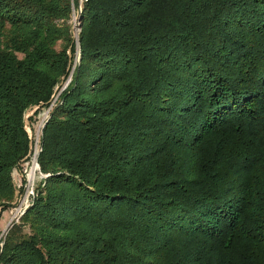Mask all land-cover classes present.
Returning a JSON list of instances; mask_svg holds the SVG:
<instances>
[{"label":"trees","instance_id":"1","mask_svg":"<svg viewBox=\"0 0 264 264\" xmlns=\"http://www.w3.org/2000/svg\"><path fill=\"white\" fill-rule=\"evenodd\" d=\"M72 9L0 0V264H264V0H88L73 72Z\"/></svg>","mask_w":264,"mask_h":264},{"label":"rangeland","instance_id":"2","mask_svg":"<svg viewBox=\"0 0 264 264\" xmlns=\"http://www.w3.org/2000/svg\"><path fill=\"white\" fill-rule=\"evenodd\" d=\"M87 1L88 0H73L72 16H71V20L69 23L72 25V28H73V38L75 41L76 53H75V62H74L72 71L76 68L77 63L80 60V39H79L80 33H81L80 14L82 13L84 4ZM70 79H71V76L69 77L67 81L66 80L64 81V84H62L63 89L67 87ZM35 112H32V110H30L26 114V116L28 117V120H26V127H27V130L32 140V144H31L32 148L29 154L30 158L33 154V151H35L37 145L41 147L40 139L42 136V130L49 116V110H46V109L42 110L41 113L37 117H34ZM29 160L27 159L26 163H24V165L21 166V169L15 170L13 173V177L15 179V184H16L14 186L15 192H16L15 202L13 203L11 208L5 212H3L2 208L0 209V213H1L0 230L2 232V235L0 237V251L3 246L2 241L4 240L7 232L11 229V227H13L14 224H17L20 222V219L25 214L26 210L29 208V207L25 208L26 204H24V206L21 205V203L25 201L24 199L26 197V194L29 196L28 199L30 200V202L32 201V194L29 191V187H32V186H30L28 181L26 182V179H25V175L27 174L26 171H29L31 167V163L29 164L27 163ZM42 179H43V175L40 173V168L38 167V170L36 171V176L33 175V180H36L33 186L34 191L36 188V184H38L40 180ZM4 231L5 233H3Z\"/></svg>","mask_w":264,"mask_h":264},{"label":"built area","instance_id":"3","mask_svg":"<svg viewBox=\"0 0 264 264\" xmlns=\"http://www.w3.org/2000/svg\"><path fill=\"white\" fill-rule=\"evenodd\" d=\"M37 147H36L35 151H33V154L31 156L30 160L27 162L28 164L31 163V167H30L29 171H26L27 174L25 175L26 182L28 181L29 185L32 186V187H29V191L32 194V198L34 196L33 186H34V184H35L37 179L32 181L31 178H30V174L33 171L34 176H36V171L38 170V167L40 168L39 163H38V155H39L40 147L38 145H37ZM28 198H29V196L26 194V197L24 199L25 201H23L21 203L22 206H24V204H26L25 208L29 207L30 203H31Z\"/></svg>","mask_w":264,"mask_h":264},{"label":"water","instance_id":"4","mask_svg":"<svg viewBox=\"0 0 264 264\" xmlns=\"http://www.w3.org/2000/svg\"><path fill=\"white\" fill-rule=\"evenodd\" d=\"M73 72V71H72ZM71 80V79H70ZM70 80H69V82H70ZM69 84V83H68ZM37 110V107H35V108H33L32 109V112H35ZM25 120H28V117L27 116H25ZM8 231V230H7ZM3 233H5V231L3 232Z\"/></svg>","mask_w":264,"mask_h":264},{"label":"bare ground","instance_id":"5","mask_svg":"<svg viewBox=\"0 0 264 264\" xmlns=\"http://www.w3.org/2000/svg\"><path fill=\"white\" fill-rule=\"evenodd\" d=\"M33 175H34V173H33V171L31 172V174H30V178L33 180Z\"/></svg>","mask_w":264,"mask_h":264}]
</instances>
